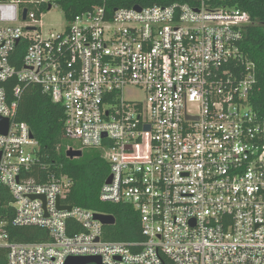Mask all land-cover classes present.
Here are the masks:
<instances>
[{
    "label": "built area",
    "instance_id": "obj_1",
    "mask_svg": "<svg viewBox=\"0 0 264 264\" xmlns=\"http://www.w3.org/2000/svg\"><path fill=\"white\" fill-rule=\"evenodd\" d=\"M234 1L101 0L44 36L56 0H0V191L14 225L50 236L12 242L0 215L7 264H264V120L248 103L254 65L242 50L253 21ZM30 85L63 107L77 145L67 151L109 163L100 198L130 206L142 240H104L99 213L58 209L69 206L68 176H30L39 142L15 121ZM68 219L83 231L70 236Z\"/></svg>",
    "mask_w": 264,
    "mask_h": 264
},
{
    "label": "trees",
    "instance_id": "obj_2",
    "mask_svg": "<svg viewBox=\"0 0 264 264\" xmlns=\"http://www.w3.org/2000/svg\"><path fill=\"white\" fill-rule=\"evenodd\" d=\"M72 21L101 0H56ZM234 4L248 13L253 21L245 30L242 50L254 65L255 85L248 103L259 119L264 120V0H235ZM21 49H18L20 54ZM23 53H21L22 57ZM22 62V61H21ZM18 67L21 65L19 63ZM3 86L9 99L14 97L15 80L6 81ZM64 109L55 103L38 86L24 88L15 121L26 123L33 137L39 142L37 163L30 174L38 183L47 181L48 176L66 175L72 181L70 193L63 203L74 208H84L100 214L114 216L116 224L103 228L104 240L131 242L142 240L139 215L126 204L105 203L100 198L101 189L110 175V165L95 150H86L81 158L70 159L67 148L72 141L65 137ZM2 202L0 215L8 222L7 232L12 242L35 243L50 240L45 228L21 227L13 224L14 213L8 205L12 197L6 190L0 191ZM68 234L73 236L83 231L74 220L68 219ZM8 250L0 248V264H7Z\"/></svg>",
    "mask_w": 264,
    "mask_h": 264
},
{
    "label": "water",
    "instance_id": "obj_3",
    "mask_svg": "<svg viewBox=\"0 0 264 264\" xmlns=\"http://www.w3.org/2000/svg\"><path fill=\"white\" fill-rule=\"evenodd\" d=\"M9 128V120H1L0 122V130L3 134H7ZM67 156L70 159H75V158H81L83 156L82 151H74L72 149L67 151ZM112 180V177H109L107 183L109 184ZM32 199L36 198H41L45 202L44 197H36L32 196ZM58 209L61 211H71L70 206H61L60 200H58ZM95 218L99 221L104 226H112L116 224V219L114 216H109V215H102V214H97ZM66 264H102V260L100 257H75V258H70Z\"/></svg>",
    "mask_w": 264,
    "mask_h": 264
},
{
    "label": "rangeland",
    "instance_id": "obj_4",
    "mask_svg": "<svg viewBox=\"0 0 264 264\" xmlns=\"http://www.w3.org/2000/svg\"><path fill=\"white\" fill-rule=\"evenodd\" d=\"M69 22L65 11L61 7H54L51 11H46L41 19L42 32L44 36L59 33L65 29Z\"/></svg>",
    "mask_w": 264,
    "mask_h": 264
},
{
    "label": "crops",
    "instance_id": "obj_5",
    "mask_svg": "<svg viewBox=\"0 0 264 264\" xmlns=\"http://www.w3.org/2000/svg\"><path fill=\"white\" fill-rule=\"evenodd\" d=\"M71 147H75V148H77V145H75L73 142H72V145H71ZM74 151H81V150H74ZM86 151V150H85ZM83 152V154H84V151H82ZM100 214V213H99ZM102 215H104V214H102Z\"/></svg>",
    "mask_w": 264,
    "mask_h": 264
}]
</instances>
